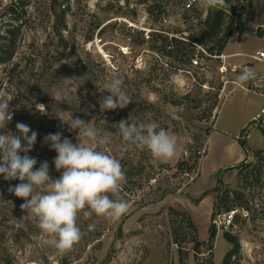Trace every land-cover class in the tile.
<instances>
[{
    "label": "rangeland",
    "instance_id": "obj_1",
    "mask_svg": "<svg viewBox=\"0 0 264 264\" xmlns=\"http://www.w3.org/2000/svg\"><path fill=\"white\" fill-rule=\"evenodd\" d=\"M13 1L0 0V40L8 28L17 39L13 58L0 62V92L11 100L13 113L0 134L20 135L17 122L36 131L28 155L37 159L36 168L47 161L50 177L57 179V153L44 137L61 132L62 139L78 143L77 133L56 118L59 110L65 119H85L101 136L110 132L111 143L103 150L123 166L126 182L120 196L129 209L115 221L81 215L82 239L60 253L41 234L37 219L22 211L24 201L9 193L20 181L0 175V264H224L232 246L224 237L227 230L240 242L229 264H264V137L262 122L252 123L264 106V60L241 56L240 63L225 54L209 56L200 49L207 45L196 42L199 65L169 56L161 40L152 41L154 31L191 41L210 9L198 5L185 19V0H22L25 4L15 2V12L9 13ZM246 4L235 2L244 8L243 20L249 16V30L241 39V17L229 13L226 25L234 19L235 33L229 50L255 53L264 49L259 24L264 23V0H255L252 8ZM242 62L260 74L236 87ZM112 76L123 80L131 103L101 112L99 101L109 95L104 84ZM130 116L174 134L177 155L153 163L147 150L131 146L121 157L124 142L115 124ZM181 159L189 160L192 171H177ZM252 170L261 178L250 185L244 177ZM217 186L241 196L236 200L240 218L233 227L228 213L211 219ZM247 205L250 215L241 208ZM213 222L217 228L211 237Z\"/></svg>",
    "mask_w": 264,
    "mask_h": 264
},
{
    "label": "clouds",
    "instance_id": "obj_2",
    "mask_svg": "<svg viewBox=\"0 0 264 264\" xmlns=\"http://www.w3.org/2000/svg\"><path fill=\"white\" fill-rule=\"evenodd\" d=\"M198 4L202 8L217 10L227 6L226 0H198ZM255 78V69L244 68L236 77L235 86L240 87ZM104 89L109 95L99 101L101 112L123 109L131 103L119 76H112L104 84ZM4 96L0 92V129L13 118L9 108L11 100ZM64 113L59 110L56 118L77 133L78 143H72L67 137L62 139L61 132L44 137V143L57 153L53 160L55 170L60 172L57 179L50 177L47 161L36 168L37 159L28 155L37 142L36 131L17 122L20 135L0 134V175L6 181H20L8 188L9 193L24 201L20 205L22 211L37 219L41 234L51 238L60 253L72 250L82 239L84 233L78 224L81 215L115 221L129 209L128 202L120 196L126 182L123 166L119 159L103 150V146L111 143L112 134L105 132L101 136L85 119L76 116L65 119ZM115 125L124 142L120 148L121 157L131 146L147 150L153 163L168 162L177 155L176 136L163 128L157 130L155 123L138 124L130 116ZM93 227L89 225L88 230Z\"/></svg>",
    "mask_w": 264,
    "mask_h": 264
},
{
    "label": "trees",
    "instance_id": "obj_3",
    "mask_svg": "<svg viewBox=\"0 0 264 264\" xmlns=\"http://www.w3.org/2000/svg\"><path fill=\"white\" fill-rule=\"evenodd\" d=\"M236 1L239 0H226L227 6L220 10L210 8L206 14V17L200 21V24L203 25V27L200 28V31L197 34H192V35L190 34L191 41H188L184 36H169L168 34H164L163 32L160 31H154L155 36H153L152 41H155L156 43L158 39L161 40L162 44L160 47L163 50H165V52L169 56H173L178 62L192 63V58L197 52V48L193 42H196L197 44L199 43L206 44L207 45L206 50L211 55H222L225 51V48L230 38L233 35V30H234V19H231L229 23L226 25L227 19L229 17V13L232 15H237V16L239 15L241 17L237 22V27L240 29V36L241 33L246 29V21H244L242 18L244 15V11H243L244 8L239 9L237 5H235ZM13 2L10 3V5H8L7 7L9 13H14L15 10L13 8V4L20 3L22 2V0H16ZM22 3L25 4L24 2ZM252 3L253 0H247V4L245 6L250 8L252 7ZM195 10L196 9L185 10L186 11V13L184 14L185 19H187V12H193ZM16 40H17L16 33L14 32V29L11 28H8L5 34L1 36V40H0L1 63H6L13 58L16 51ZM4 53H6V56L4 55ZM255 122L256 120H254L252 123ZM249 127H247L244 130L245 133ZM260 130L264 137L263 126L260 127ZM243 135L245 136V134ZM243 143L245 144V141ZM261 151L262 150H258L257 153H260ZM175 168L177 169L178 172L182 174H186L192 171L193 166L192 164H190L189 160L181 159L176 163ZM126 170L128 171L129 169ZM260 178H261V172L257 173L256 171L254 172V170H252L251 172H248L247 176L244 177V180L248 181L250 185H253L255 182L260 181ZM263 182L264 181H262L261 184ZM215 191H216V197L213 204L211 219H213L217 214H222V213L229 214L232 211H234L230 224L231 227H233L236 224V222L239 221L240 218V214L238 213V210H236L238 209L236 200L239 199L241 196H239L237 191H232V190L222 191L221 189H219V186L215 188ZM241 208L247 211V213L250 215L252 211L251 206L249 205L241 206ZM183 215L185 214L183 213ZM224 237L232 245L230 250L226 253L223 260L224 264H229L232 257L236 255V253H238L240 249V242L238 236L236 234H233L231 230L225 231ZM198 244L200 243L197 242L195 244V248L198 247Z\"/></svg>",
    "mask_w": 264,
    "mask_h": 264
},
{
    "label": "built area",
    "instance_id": "obj_4",
    "mask_svg": "<svg viewBox=\"0 0 264 264\" xmlns=\"http://www.w3.org/2000/svg\"><path fill=\"white\" fill-rule=\"evenodd\" d=\"M198 5H199L198 4V0H185L183 2V8L185 10L196 9ZM146 36L147 37H150V34L147 33ZM199 47H200V45H199ZM200 49H202V51H204V53H206L207 55L213 56V55L209 54L206 49H204L202 47ZM199 52H200V50H199ZM251 57L254 58L255 60H259V61L260 60H264V50H258L255 54L251 55ZM200 63L201 62H200V60L198 58V55L196 53L194 55V57L192 58V64L193 65H199ZM243 67L244 68H247L248 66L247 65H244ZM256 75L258 76V74H256ZM260 76L264 77V74H262ZM255 120H256V126L258 125L257 124L258 122H262V124H260V125L261 126H264V106L262 107L260 114L257 115V117L255 118ZM242 138H245V136L243 135ZM233 214H234V211H232L231 213L228 214L229 215L228 216L229 217L228 218V224L229 225L231 224V220H232Z\"/></svg>",
    "mask_w": 264,
    "mask_h": 264
},
{
    "label": "crops",
    "instance_id": "obj_5",
    "mask_svg": "<svg viewBox=\"0 0 264 264\" xmlns=\"http://www.w3.org/2000/svg\"><path fill=\"white\" fill-rule=\"evenodd\" d=\"M254 2H255V0H253V3H252V6L254 5ZM252 8V7H251ZM250 15V14H249ZM260 24V28H261V30L264 32V30L262 29V28H264V23H259ZM249 27H250V23H249V16L247 17V19H246V29L245 30H249ZM234 34L235 33H233V35L232 36H234ZM240 39H241V36H240ZM239 39V40H240ZM258 50H264V49H262V48H258L256 51H255V53L258 51ZM255 53H247V52H245V51H243L242 49H239V48H237V49H235V50H229V42H228V44H227V46H226V48H225V51H224V53L223 54H225V56L229 59V60H236V61H238V58L239 57H241V56H251V55H253V54H255ZM238 62H240V61H238ZM241 63V62H240ZM242 64H243V66L244 65H247L248 67L247 68H252L251 67V65H250V62L248 63V62H242ZM256 74H260V73H256ZM254 117H257V115L256 116H254Z\"/></svg>",
    "mask_w": 264,
    "mask_h": 264
},
{
    "label": "water",
    "instance_id": "obj_6",
    "mask_svg": "<svg viewBox=\"0 0 264 264\" xmlns=\"http://www.w3.org/2000/svg\"><path fill=\"white\" fill-rule=\"evenodd\" d=\"M216 228H217L216 222H213L212 228H211V233H210L211 237L215 234Z\"/></svg>",
    "mask_w": 264,
    "mask_h": 264
}]
</instances>
